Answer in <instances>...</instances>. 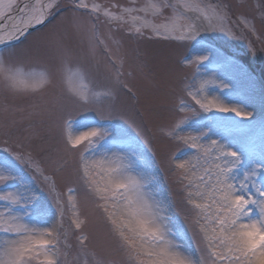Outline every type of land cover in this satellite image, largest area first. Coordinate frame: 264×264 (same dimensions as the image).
I'll return each mask as SVG.
<instances>
[{
  "label": "snow or ice",
  "instance_id": "1",
  "mask_svg": "<svg viewBox=\"0 0 264 264\" xmlns=\"http://www.w3.org/2000/svg\"><path fill=\"white\" fill-rule=\"evenodd\" d=\"M205 34L264 50V0H0V264H264V118ZM144 41L194 50L178 87Z\"/></svg>",
  "mask_w": 264,
  "mask_h": 264
},
{
  "label": "rangeland",
  "instance_id": "2",
  "mask_svg": "<svg viewBox=\"0 0 264 264\" xmlns=\"http://www.w3.org/2000/svg\"><path fill=\"white\" fill-rule=\"evenodd\" d=\"M55 23V21H53ZM43 29L32 30L31 35L21 38L16 44L17 49H23L28 46L33 39L42 32ZM207 37L205 43L211 45L215 49H219L226 55L230 56L237 65L243 68V72L234 71L227 66L222 67L216 61L202 67L201 71L205 73L207 78L221 76L226 79L232 90L233 95L240 98H250L248 110L254 113L255 121L264 118V50H261L259 44L256 45V51L249 48L247 40H232L226 37H217L211 34H205ZM135 48V45H130ZM142 58L147 63V70L157 82H160L168 74L169 70H175L173 85L179 86V81L183 79L184 73L176 68L178 60L184 57L191 58L194 50H190L187 44L168 41H144L139 45ZM246 63V66L244 63ZM253 69V70H252ZM253 74V73H257ZM147 87V86H146ZM131 103V102H128ZM151 98L144 94L139 98L140 106H148ZM239 119V118H235ZM123 124V122H119ZM247 124V122H242ZM127 127V125H124ZM231 136L237 140L248 139L251 141L250 147L254 150L258 149L261 140L264 139V128L257 123L255 127H244L239 131H233ZM153 147L157 153V159H161L168 151V146L164 143L154 142ZM25 180L31 181V177L27 172L24 173ZM166 194V192L164 193ZM186 245L191 246V236L185 240Z\"/></svg>",
  "mask_w": 264,
  "mask_h": 264
}]
</instances>
